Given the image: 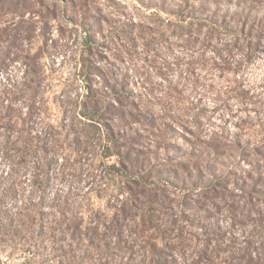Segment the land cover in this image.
<instances>
[{
	"label": "rangeland",
	"instance_id": "obj_1",
	"mask_svg": "<svg viewBox=\"0 0 264 264\" xmlns=\"http://www.w3.org/2000/svg\"><path fill=\"white\" fill-rule=\"evenodd\" d=\"M204 9L264 34V0H0V264H264V43L219 70L234 35L189 51L177 29ZM239 82L253 101L223 95ZM191 103L211 119L181 120Z\"/></svg>",
	"mask_w": 264,
	"mask_h": 264
},
{
	"label": "trees",
	"instance_id": "obj_2",
	"mask_svg": "<svg viewBox=\"0 0 264 264\" xmlns=\"http://www.w3.org/2000/svg\"><path fill=\"white\" fill-rule=\"evenodd\" d=\"M192 9V8H191ZM205 10V9H204ZM205 13H200L196 17L197 21V28L195 31L191 30L189 26H181V36L185 37L184 40V48L186 50H194L198 45H200V48L204 50V48H207V46L210 45V42L213 41L214 39H217L220 34H232L234 35V39L231 42H226L221 44L220 46H212V49L214 51V55L216 58V61H214L212 64L219 70L223 72H240L242 68L244 67L245 63H248L250 59H252L254 56H256L260 51L264 43V34H263V29L262 26L259 28H251L248 30L246 27V15L239 11V10H232V9H227L226 12H222L221 9H218L217 11H214L213 13H209L207 10H205ZM244 17V18H243ZM207 28V33L204 37V39L200 42L199 40V35L198 32H202L203 29ZM125 32V31H124ZM197 33V34H196ZM248 39V43L246 47H243L241 49V46L239 45V41L241 39ZM148 48V47H147ZM247 49V53L245 58L240 60L239 62H235L233 60V57L235 56V51L242 50L244 51ZM151 51V49H148ZM147 51V53H149ZM170 51V49H168ZM122 53V52H121ZM124 53H129V50H124ZM203 53L197 60H176V62H168L164 60L163 63H160V67L158 68L159 70V75L161 77H167V72L171 69V64H175L177 66H184L186 65V71L190 72L192 75L195 71L196 66L204 65L207 60L204 59ZM235 68H232L233 65H235ZM155 64H157L156 60L150 61V65L155 67ZM135 72L140 74L142 78H144L145 84L149 85L151 87V91H157V88L153 86V83L151 82L150 76L141 68L135 66ZM86 89L88 93H93L95 91L94 86L90 83V79H86ZM206 86L203 85L201 80L199 78H186L181 74V95L185 94V91L191 89L195 95H200L201 98L206 96L203 94L201 91H207L206 94L209 92H216L214 90L213 86H208V89L205 88ZM205 91V92H206ZM217 93V92H216ZM229 93H233L238 97L242 103H249L253 101L251 94V89L244 84V82H239L235 84L234 88L230 92H224L223 95H227ZM219 94V93H218ZM184 101V100H183ZM215 101L221 103V96L217 95ZM200 104V103H199ZM198 105H193L191 103V106L188 108H183L181 109V120H186L187 118L191 117L193 118L194 122L197 124H200L201 119L205 118L207 120L211 119V116H207V110L205 108H199ZM201 105V104H200ZM109 110L113 111L115 113H119L117 106L114 104H108ZM95 107H97L95 105ZM225 107L227 108V104L225 101H223L220 106H218L217 110L220 108ZM197 109V111H196ZM83 116L86 117L89 122H92L93 124H96L91 120L92 116H89V114H86L83 112ZM223 130V129H222ZM79 141L77 142V145H79ZM41 175H38L37 177H40ZM42 177V176H41ZM243 259L244 257H249V259H253L252 255V249H251V243H246V246L243 247ZM261 257L264 258V254H261Z\"/></svg>",
	"mask_w": 264,
	"mask_h": 264
},
{
	"label": "built area",
	"instance_id": "obj_3",
	"mask_svg": "<svg viewBox=\"0 0 264 264\" xmlns=\"http://www.w3.org/2000/svg\"><path fill=\"white\" fill-rule=\"evenodd\" d=\"M80 90L82 91L83 89L81 88Z\"/></svg>",
	"mask_w": 264,
	"mask_h": 264
}]
</instances>
